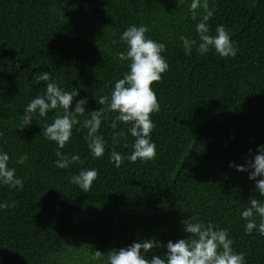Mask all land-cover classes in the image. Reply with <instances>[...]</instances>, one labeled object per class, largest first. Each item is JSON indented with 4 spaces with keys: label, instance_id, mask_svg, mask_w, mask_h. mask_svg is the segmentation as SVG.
<instances>
[{
    "label": "trees",
    "instance_id": "trees-1",
    "mask_svg": "<svg viewBox=\"0 0 264 264\" xmlns=\"http://www.w3.org/2000/svg\"><path fill=\"white\" fill-rule=\"evenodd\" d=\"M183 0H0V149L23 181L20 189L0 186V260L3 264H105L93 261L95 250L127 246L133 240L164 242L184 238L180 221L187 217L228 230L233 249L244 264H264V237L245 234L240 211L248 199L264 201L243 165L264 145V0H208L214 7L210 34L223 25L238 49L221 58L214 49L203 55L184 54L180 36L196 39V21ZM199 11V10H198ZM145 25V35L165 45L161 55L168 70L151 88L159 111L150 114L151 160L109 161L110 151L127 156L134 140L126 133L113 141L116 115L107 97L127 71L126 51L119 37L129 25ZM48 71L66 91L77 89L73 103L87 97V111L103 109L98 134L103 156L93 159L80 123L60 152L78 154L66 169L55 167L58 149L43 135L55 110L19 129L27 103L43 94ZM71 110V106H70ZM21 154L23 164L15 160ZM82 168L98 170L88 192L69 183ZM259 179V177H257ZM258 223V218L256 219ZM153 254L150 251L147 255Z\"/></svg>",
    "mask_w": 264,
    "mask_h": 264
},
{
    "label": "clouds",
    "instance_id": "clouds-1",
    "mask_svg": "<svg viewBox=\"0 0 264 264\" xmlns=\"http://www.w3.org/2000/svg\"><path fill=\"white\" fill-rule=\"evenodd\" d=\"M254 2V0H253ZM178 5L183 0H176ZM199 10V11H198ZM214 7L210 8L208 0H190L188 11L190 18L195 23L196 39L180 36L179 40L185 55H189L193 48L203 55L214 49L221 58L234 57L238 49L234 46L230 33L223 25H216L215 34H210L208 21L213 16ZM145 25H129L122 31L119 39L126 45V51L118 52V61H127V71L117 79L107 97H101L96 102L103 105L107 102L108 110L116 113L111 127L117 128V122L125 127L113 133V141L117 137H124L126 133L134 138L127 156H121L117 151H110L109 161L114 167H119L123 160L141 162L151 160L156 156V146L150 139L154 127L150 114L159 111V103L154 90L153 82L161 79V74L168 70V63L161 53L165 45L148 38ZM44 82L43 94L34 96L24 108L22 125L31 124L33 114L43 118L50 110H55V115L50 124L43 128L44 137L55 143L53 161L55 167L66 169L71 164L80 160L78 154L67 155L59 151L72 136L74 125L86 129L84 140L93 159L103 156L105 141L98 134L101 127L103 109L87 111V117L82 122L77 116L85 114L87 97H81L73 103L77 96V89L66 91L50 76L48 71H40L33 78L34 84ZM71 106V110H70ZM26 154L16 158V164H23L27 159ZM9 154L0 149V186L20 189L23 181L16 175V169L9 166ZM238 172H247L248 179L254 181V189L259 196L264 197V145H258L256 153L250 159H245L243 165H233ZM98 170L95 168H82L78 173L69 177V183L78 186L82 192H88L93 181L96 180ZM259 177V179H257ZM248 206L240 211V218L244 221L245 234L256 232L264 237V201L255 197L248 199ZM15 202H0V209L14 207ZM258 218L259 222H256ZM181 231L188 234L175 241L167 240L163 244V255L155 254L154 249H159V240L145 238L133 240L127 246L111 248L105 252L95 250L91 255L93 261H105V264H244V254L234 251L233 241L229 238L228 230L213 225L211 222L201 223L195 218L187 216L180 221ZM150 251L151 255H147ZM0 264H3L0 260Z\"/></svg>",
    "mask_w": 264,
    "mask_h": 264
}]
</instances>
